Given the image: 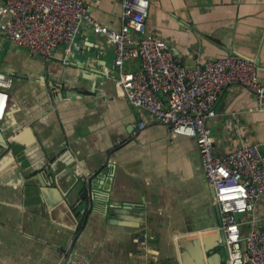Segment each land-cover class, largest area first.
Returning <instances> with one entry per match:
<instances>
[{
    "label": "crops",
    "instance_id": "crops-1",
    "mask_svg": "<svg viewBox=\"0 0 264 264\" xmlns=\"http://www.w3.org/2000/svg\"><path fill=\"white\" fill-rule=\"evenodd\" d=\"M82 1L101 25L119 28L122 0ZM148 1L147 35L187 66L235 54L264 86V0ZM113 56L87 26L50 60L0 38V73L13 80L1 132L16 151L0 149V264H74L79 255L87 264H224L194 139L157 122L139 128L145 115L125 101ZM214 111L216 154L247 143L264 156V100L259 108L230 87ZM253 218L264 230V197ZM249 219H240L243 235Z\"/></svg>",
    "mask_w": 264,
    "mask_h": 264
},
{
    "label": "built area",
    "instance_id": "built-area-1",
    "mask_svg": "<svg viewBox=\"0 0 264 264\" xmlns=\"http://www.w3.org/2000/svg\"><path fill=\"white\" fill-rule=\"evenodd\" d=\"M149 8L148 0H122L120 26L111 30L89 13L82 0H0V38L33 57L50 60L60 45L69 52L84 26L104 36L113 47L112 65L125 101L145 115L139 128L157 122L172 135L194 139L220 213L224 264H264V230L255 227L253 218L257 200L264 197V156L258 144L247 143L216 154L211 132L214 105L222 90L242 87L261 107L264 86L257 69L235 54L187 66L163 40L147 35ZM130 60L138 61L136 71L124 70ZM63 62L69 64L65 58ZM12 86L13 80L0 73V133ZM242 216H250L245 235L240 230ZM78 257L74 264H87L85 257Z\"/></svg>",
    "mask_w": 264,
    "mask_h": 264
},
{
    "label": "water",
    "instance_id": "water-1",
    "mask_svg": "<svg viewBox=\"0 0 264 264\" xmlns=\"http://www.w3.org/2000/svg\"><path fill=\"white\" fill-rule=\"evenodd\" d=\"M11 98H10V101H9V105H11ZM12 144H10V142H8L5 138V136L3 135V133L1 132L0 133V149H7L8 151H11L13 154L16 153L15 149L13 148V146H11ZM212 194H213V191H212ZM219 236H220V239H221V243L224 244L225 242V239H224V234L222 232L219 233ZM199 243H200V240L197 239L195 241H193L191 244L194 245L195 247H198L199 246ZM202 245L204 246V248L206 249L207 248V239L203 241ZM207 250V249H206ZM205 250V252H206ZM226 252V250H225ZM227 255V253H226ZM215 259L212 260V264H216V262L214 261ZM214 261V262H213ZM245 261L248 262V259L247 257H245ZM183 264H186L183 260ZM200 264H202V262H200ZM217 264H220L219 262Z\"/></svg>",
    "mask_w": 264,
    "mask_h": 264
}]
</instances>
